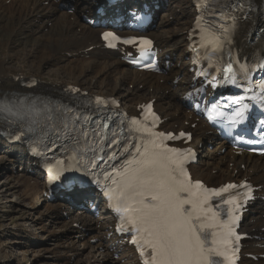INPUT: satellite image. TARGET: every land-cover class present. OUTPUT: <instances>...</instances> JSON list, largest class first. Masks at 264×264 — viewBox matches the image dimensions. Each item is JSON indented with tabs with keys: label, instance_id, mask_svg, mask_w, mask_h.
<instances>
[{
	"label": "bare ground",
	"instance_id": "obj_1",
	"mask_svg": "<svg viewBox=\"0 0 264 264\" xmlns=\"http://www.w3.org/2000/svg\"><path fill=\"white\" fill-rule=\"evenodd\" d=\"M5 1L0 0L1 37L5 38L7 35L5 40L1 39V42L6 45H2L0 42V46L4 48L1 51L2 58L0 59V95L5 92L10 93L20 90L18 87L19 81L31 76L38 82L37 91L45 89L57 93L64 86L71 84L81 87L90 94L117 97L123 106L128 109L136 104L138 100L144 101L155 98V109L164 117H169L168 124H178L182 128L183 120H188V115L181 104L180 95L186 90L185 82L189 78L186 70L187 61L185 60L184 45L186 31L190 26L193 15V6L190 0L162 1V8L168 11V16L173 15L174 19L170 21L167 16H164L156 28H150L149 31V35L155 39L157 46L162 49V55L167 56V60L171 64L170 69L160 75V78L164 80L163 83H160L155 76L151 75L146 78L145 75H140L137 71L130 69L128 65L121 61L118 53H109L102 49L98 37L99 27L90 25L84 20L88 16L94 18L93 0H9L8 4H5ZM129 1L133 0H126L124 4L128 7L137 6V2L129 3ZM142 1L146 0H138V3L140 4ZM258 2L259 0H255V3ZM44 3L48 5L44 6ZM60 3H68V5L61 6ZM39 16L41 17L39 20L41 21L40 25L35 27L29 19L31 17L39 18ZM24 29L25 38L29 41L30 48L28 50L22 48L25 54L21 58L18 52H10L12 50L11 44L15 43L16 37L20 35L19 32ZM90 45H94V48L87 50ZM68 53H76V56L72 55V58H67ZM38 56L40 59L35 63ZM13 61H18L22 66L12 69L5 65ZM48 65H54L57 72L48 74L45 77L43 67ZM24 67H29V69L25 70ZM178 75H182V79L175 83L174 80ZM128 83H142L143 90H130L127 87L125 90L120 89V86H125ZM200 125L202 124L199 123L197 126ZM203 130H208L206 125L201 129L196 127L192 130V145L201 153L200 163L191 167L195 177L204 178L207 182L215 184L240 176H250L256 184L264 181V172L261 170L264 167V160L260 157H250L247 154L235 157L230 154L229 150L222 153L221 149L225 147V144L213 141V138L204 134ZM199 143H201L200 147H198ZM19 149L21 151L14 152L12 156L10 155L11 157H7L11 166L10 171L12 165L15 166L12 170L15 179L21 180L19 184L26 182L25 186H28L27 189L22 191L24 195H28L33 199L30 208L34 210L45 208L46 211L48 210L59 217L56 210L60 209L62 205L68 206V203L59 199L48 202L43 197L42 192L39 191L42 186L41 172L36 170L33 176L25 173L27 168H33V159L26 153L24 148ZM205 150L208 152L207 155L203 154ZM6 153L7 150L0 146V154L5 156ZM208 155L209 158L204 159V156L208 157ZM216 156L218 157L217 160L215 159ZM229 163L233 164L232 169L228 167ZM240 163L245 165L244 170L239 169L238 165ZM17 166H23L22 168L25 170L16 172ZM212 170L216 172L212 173ZM233 170H236L235 174ZM73 197L74 194H71L68 199L71 204L77 202ZM82 199L87 202L98 200L97 198H90L87 193L83 194ZM252 209L253 207L250 211ZM262 213H264V209L261 208L257 215L251 216L252 219L255 218V224L250 225L246 221L249 228L264 225V218L261 217ZM74 218V220L83 219V217L77 216ZM52 219L55 221V218L51 217ZM87 227L91 228V224L89 223ZM89 228L88 230H90ZM100 230L96 228V232H100ZM245 230L244 228L243 231ZM255 233L264 237V233L259 228ZM58 237L64 238L63 235ZM75 241L81 242L80 238H76ZM58 246L60 245L54 244L52 248L46 249L50 253L45 256L48 263L66 264V261H68L63 259L61 262H56V257L59 256V253L56 254V249H60ZM65 247L67 246H62V249L65 250ZM67 249L69 251L67 253L69 255L73 254L74 258L81 255V251L86 250L85 245L78 251H76L77 248L72 246ZM253 250L258 252V249ZM260 252L263 253L264 251ZM9 258L11 256H5L4 261L8 262ZM91 261L88 259L87 263H91ZM93 264H95L94 259ZM96 264H99L98 259ZM102 264H115V261L105 256ZM246 264H264V262L247 261Z\"/></svg>",
	"mask_w": 264,
	"mask_h": 264
},
{
	"label": "snow or ice",
	"instance_id": "obj_2",
	"mask_svg": "<svg viewBox=\"0 0 264 264\" xmlns=\"http://www.w3.org/2000/svg\"><path fill=\"white\" fill-rule=\"evenodd\" d=\"M203 31V30H202ZM210 37L213 47L219 46L220 40L212 33H206ZM104 39H117L111 32L103 34ZM203 38V37H202ZM124 43H134L133 40H125ZM142 46L150 47L149 40H141ZM102 102V101H97ZM150 109V105L147 106ZM237 116L243 118V112H237ZM136 131L150 132L147 127H140L135 119L131 121ZM154 136L156 134H153ZM184 134L181 133V136ZM159 138H173L171 134L167 137L163 133ZM155 140L151 144H145L143 151L137 146L138 159L129 160L123 173H118L122 177L116 189L110 190L106 195L110 199H115L117 211L125 213L127 224L130 225L128 231L134 232L136 237L131 241L133 244L141 245L142 254L149 255L145 264H213L214 257L223 256L226 260L227 249L231 241L228 239L232 235V230L228 225H224L225 232L220 240L213 239V247H206L207 237L203 235L206 227L211 224L199 223L203 217L208 219L211 208H206L207 196L200 199L199 192L213 193L219 196L221 192L227 191L234 185H227L225 188L209 190L200 182L193 184L188 178L183 167L185 161L194 154L191 149L183 152L163 148ZM171 153L172 155H166ZM67 179V178H66ZM116 183L115 181H113ZM151 193V200L154 204H146L142 197L145 192ZM251 193V189H248ZM188 193L191 198L182 199L180 193ZM115 193V195H113ZM137 197L141 199L137 200ZM225 203L233 204L234 200H226ZM139 204L140 207H133ZM185 205H191V210L187 211ZM238 208L239 205H236ZM232 209L229 210L231 216ZM216 213H212L214 220ZM232 217L230 223H235ZM123 230V229H121ZM213 237L218 234L213 233ZM239 237H237V240ZM146 250H150L146 252Z\"/></svg>",
	"mask_w": 264,
	"mask_h": 264
},
{
	"label": "rangeland",
	"instance_id": "obj_3",
	"mask_svg": "<svg viewBox=\"0 0 264 264\" xmlns=\"http://www.w3.org/2000/svg\"><path fill=\"white\" fill-rule=\"evenodd\" d=\"M8 2L9 0H6L5 4H8ZM158 14L159 16L157 21H159L158 23L154 24L151 29L156 28V26L160 23L161 18L164 16H167L169 20H173L172 15L168 16L169 13L165 9L159 10ZM32 18L35 17H31L29 21H31L32 24L36 25L35 27L40 25L41 21L39 22ZM40 19L41 17L39 16V20ZM38 22L39 24L37 25ZM1 32L2 31L0 30V42L1 39L5 40L7 38V35L5 38H2ZM19 33L20 35L16 37L15 43L11 44L13 51L11 50L10 53L18 52L21 55L20 57L22 58V56L25 54V51L23 52L22 48H24V50H28L30 46L29 41L25 38V29ZM1 44L6 45L3 42H1ZM3 49L4 48L0 46V59L2 58L1 51ZM39 59L40 57L38 56L35 63ZM5 65L8 68L12 69L20 68V66H22V64L18 61H13L11 63L8 62ZM43 68L45 77H47L48 74L57 72L54 65H48L46 67L44 66ZM24 69L28 70L29 67H24ZM128 85L120 86V89L122 88L123 90H125L127 89L126 87H128ZM208 145L212 146V144L209 143ZM207 154L208 152L206 150V153L204 155ZM3 156V154H0V264H54L55 262L48 263L45 258L46 255L50 254L49 251H47L46 249L52 248L54 244L60 245L58 246V248L60 249H56V254L59 253V256L56 257V262H61L64 259V256L62 254L64 249H62V245L60 244L59 239H57L59 234L64 236V239L66 240L64 244H70L73 241L74 242L72 244L78 243L79 248H77L76 250L78 251L80 249V242L75 241L74 236H71V227H68L67 224H62V218H60L61 216L58 212L59 209L56 210V214L59 216L57 217L55 216V214H52L48 210L46 211L45 208H39L38 210L30 208L33 199L30 198L28 195H24L22 191L23 189L28 188V186H25L26 182L19 184L21 180H16L15 177L12 176L14 175L12 174V170L6 171V168H8V160L2 159ZM206 158H209V155L208 157L204 156V159ZM215 159L217 160L218 157L216 156ZM20 167H16V172ZM22 170L25 169L22 168ZM21 185H23L24 188L21 187ZM260 209L261 207H253V209L251 210V212H253L252 216L257 215ZM51 217L55 218V221L53 219L52 221ZM74 219L75 218H73L72 221ZM11 227H13L14 230ZM52 234H54V236H52ZM72 247L75 248L74 245H72ZM65 251H68L67 247H65ZM95 251L96 249L90 245L86 248V250L81 251L83 255H79L78 257L72 259V261L68 258L66 264H82L85 262L87 263L88 259L92 260L90 264H93V259L96 264V260L98 259V257L96 256ZM5 256H11L8 262L4 261ZM71 256H73V254L69 255V257ZM82 256H86V259H83ZM115 264L117 263L115 262Z\"/></svg>",
	"mask_w": 264,
	"mask_h": 264
}]
</instances>
